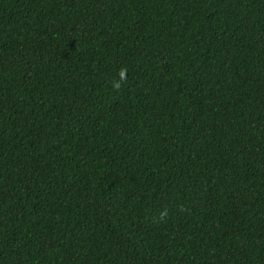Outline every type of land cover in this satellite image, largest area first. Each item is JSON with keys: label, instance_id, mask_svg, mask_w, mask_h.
<instances>
[{"label": "trees", "instance_id": "16d2710c", "mask_svg": "<svg viewBox=\"0 0 264 264\" xmlns=\"http://www.w3.org/2000/svg\"><path fill=\"white\" fill-rule=\"evenodd\" d=\"M0 264H264V0H0Z\"/></svg>", "mask_w": 264, "mask_h": 264}]
</instances>
